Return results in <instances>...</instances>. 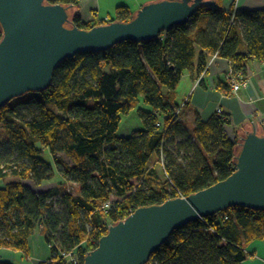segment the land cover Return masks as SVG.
<instances>
[{"label":"trees","instance_id":"obj_1","mask_svg":"<svg viewBox=\"0 0 264 264\" xmlns=\"http://www.w3.org/2000/svg\"><path fill=\"white\" fill-rule=\"evenodd\" d=\"M80 1L46 0L71 9ZM214 1V8L200 7L186 24L158 38L64 60L47 89L0 109V181L17 179L0 188V248L28 257V240L40 228L51 251L38 264H69L62 254L83 264L108 228L136 209L187 197L235 171L239 141L228 135L229 118L215 113L204 122L197 114L190 130L180 115L174 118L178 106L170 96L184 71L202 75L214 54L231 63L235 77L246 75L250 61L264 63V10L232 4L225 11L222 0ZM134 15L119 5L107 22H83L74 13L71 25L88 30ZM217 89L229 90L226 82ZM132 113L141 128L118 135ZM38 144L77 194L35 188L53 174ZM108 202L111 208L103 209ZM255 240H264V210L228 208L175 230L146 264H243Z\"/></svg>","mask_w":264,"mask_h":264},{"label":"water","instance_id":"obj_2","mask_svg":"<svg viewBox=\"0 0 264 264\" xmlns=\"http://www.w3.org/2000/svg\"><path fill=\"white\" fill-rule=\"evenodd\" d=\"M214 0H160L143 5L128 22L88 30L71 25L75 8L46 0H0V109L29 92L47 89L58 64L77 54L99 53L118 43L149 41L186 24ZM71 10V12H70ZM235 171L225 180L184 198L136 209L111 225L83 264H146L182 226L242 207L264 210V126L238 131Z\"/></svg>","mask_w":264,"mask_h":264},{"label":"crops","instance_id":"obj_3","mask_svg":"<svg viewBox=\"0 0 264 264\" xmlns=\"http://www.w3.org/2000/svg\"><path fill=\"white\" fill-rule=\"evenodd\" d=\"M232 4L235 10H264V0H222L223 10L227 11ZM103 7L99 0H82L79 7L75 8V13L83 22H89L92 19L100 20L104 19L100 15L101 12H105L102 11ZM140 8L139 5L138 8H130V10L135 13ZM229 70L230 62L218 57L212 61L210 59L207 71L198 77L194 78L190 71L183 72L179 84L170 96L174 108L185 102L180 119L187 124L190 130L194 127L197 114L202 121L206 122L218 109L230 120L227 131L235 132L237 135L240 129L253 121L264 126V63L257 61L248 63L246 75L236 78L240 83L236 93L232 92L231 84L228 82ZM198 78H200L199 83L196 81ZM222 82H226L228 86L227 93L217 89L218 84ZM140 107L148 110V107L143 104ZM137 121L135 116L124 117L118 135L128 136L134 130L140 129L141 124ZM28 244L29 255L34 262L39 263L49 256L43 235L41 239H36L32 235ZM0 253L4 255V257L0 256V261L12 263L11 259H8L10 254L7 250L0 248ZM246 253L248 257L243 264H264V240H255L250 243L246 247Z\"/></svg>","mask_w":264,"mask_h":264},{"label":"rangeland","instance_id":"obj_4","mask_svg":"<svg viewBox=\"0 0 264 264\" xmlns=\"http://www.w3.org/2000/svg\"><path fill=\"white\" fill-rule=\"evenodd\" d=\"M99 1L104 6L102 8V11H105V12H101L100 15L103 16L102 18H104L105 22H107L109 20V16L110 17L114 16L115 8L117 6L125 5V6H128L131 9H136V8H138L139 5L141 6L147 0H131V1H129V0H99ZM105 17H107V18H105ZM131 116L134 117L135 114L132 113ZM131 119H132V117H131ZM228 135L230 136V138H234V139H235V137L237 138V134L235 132L233 133L231 131H228ZM3 138H4V134H3V132H2V130L0 128V139H3ZM37 146L39 148H41V150H42V158L47 163H50L53 166V174H52V177H51V179L49 181H45V182L41 183L39 186H37L35 188L38 191H46V190L53 189V188H59L60 191H62V192L66 191V192H70L72 194H77L78 193L77 186L75 184H73V183L66 182L62 178V176L57 171L55 165L53 164L52 158H51L48 150H46L44 147H42L39 144ZM60 156L64 159V161H66L68 163H71L70 159L66 155L60 154ZM10 181H17V179L13 178V177H10V176L7 177L4 182L0 181V188L3 187L4 183L10 182ZM24 183H27V182H24ZM27 184H29V183H27ZM56 208L58 210L61 209L60 206H57ZM88 229H89V227H88ZM33 235H34V238H36V239L40 238L41 239V235H42L41 229L40 228L37 229L36 232H34ZM47 247H48L47 250H48L49 256H50L51 248L48 245H47ZM7 252L10 254V257L8 259H11L12 264H38V263H36V262H34L32 260V257L30 255L27 257V256H24L20 252H17V253L10 252V251H7ZM31 253H33L32 250H31ZM0 256L4 257V255L1 254V253H0ZM49 256H47L46 259H48ZM46 259H42V261H45ZM1 261H3V260H1Z\"/></svg>","mask_w":264,"mask_h":264},{"label":"built area","instance_id":"obj_5","mask_svg":"<svg viewBox=\"0 0 264 264\" xmlns=\"http://www.w3.org/2000/svg\"><path fill=\"white\" fill-rule=\"evenodd\" d=\"M129 1H131V0H129ZM216 58H218V57H217L216 54H214L210 59L212 61V60H215ZM236 78L237 77H235L233 75L232 65L230 63V70H229V73H228V82L231 84L232 92H234V93L237 92V90L239 89V86H240V83L237 82ZM196 81H197V83H199L200 82V78H198ZM184 106H185V102L182 103L180 106L177 107V109H176V111L174 113V118L179 117L180 112L182 111V109H183ZM216 113L221 114L222 112H221L220 109H218ZM159 125H160V123L157 124V126H159ZM159 164L161 165V167L163 169V159H160V163ZM111 206H112L111 205V202L105 203L103 205V209H110ZM62 256L65 257V258H67V261H68L69 264H80L79 259L76 258V257H74L73 255H70V254L64 255V254H62Z\"/></svg>","mask_w":264,"mask_h":264}]
</instances>
